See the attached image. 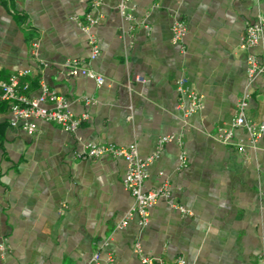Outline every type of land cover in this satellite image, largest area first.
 <instances>
[{
  "label": "crops",
  "instance_id": "obj_1",
  "mask_svg": "<svg viewBox=\"0 0 264 264\" xmlns=\"http://www.w3.org/2000/svg\"><path fill=\"white\" fill-rule=\"evenodd\" d=\"M92 1L0 0V80L27 71L19 80L26 97L43 82L75 116H87L73 134L38 121L29 136L9 127L0 103V264H89L94 255L97 264L109 256L140 264L136 243L163 263L264 264V134L253 147L241 127L233 144L215 137L246 90L245 117L264 124V75L248 86L240 48L245 24L264 17V0H128L131 22L117 0ZM87 12L98 18L93 60L78 25ZM176 18L187 26L183 53L171 41ZM253 53L264 63V33ZM74 59L80 65L70 75ZM180 80L202 96L188 118ZM162 136L174 140L156 154ZM87 144H135L141 159L153 157L144 189L167 183L170 202L157 201L145 226L133 216L118 228L133 204L122 184L126 164L77 159Z\"/></svg>",
  "mask_w": 264,
  "mask_h": 264
},
{
  "label": "built area",
  "instance_id": "obj_2",
  "mask_svg": "<svg viewBox=\"0 0 264 264\" xmlns=\"http://www.w3.org/2000/svg\"><path fill=\"white\" fill-rule=\"evenodd\" d=\"M98 2L92 1L91 6L96 7ZM116 9L119 15L126 21L133 20L132 13L128 6V0H117ZM76 20V18H74ZM98 18L91 12L84 15V24L78 23L81 30L86 34V42L89 47V59H95L100 52L97 40L91 29L97 25ZM130 30L133 26L130 25ZM171 41L179 46L180 51L184 52L183 38L187 32V26L184 20L176 18L173 20L171 27ZM264 17L257 16L254 22L245 24L240 48L246 51V79L248 86L261 75H264V63L260 62L258 57L253 53V49L259 46L263 40ZM35 46V44H34ZM78 60L67 61V67L70 69L69 74L75 75L79 68ZM27 71H17L11 74L6 80H0V102L5 103L9 113L8 125L11 128H18L25 134L31 136L37 130L36 122L53 123L58 125L64 132L73 134L78 126L87 119L86 115L75 116L69 109V103L64 96L50 90L43 82L39 83V94L34 98L26 97L21 91L26 90V86L21 88L19 80ZM87 75L95 79L97 85L103 84V78L95 75L91 70ZM185 80H180L178 90L187 99V107L184 111V117L188 118L197 113L202 107V96L193 88L184 86ZM250 98V92L244 91L237 102V113L231 119L227 128H219L215 134L218 142L222 144H233L234 130L243 128L246 131L249 145L253 147L264 134V124H257L245 117V110ZM86 104H91L92 100L84 98ZM174 140V136H162L157 140V151L162 148L163 144ZM238 152L244 151V146L236 145ZM79 160H95L103 156L113 159H121L126 164L122 184L124 189L131 195L133 204L128 210L118 228L125 226L128 220L136 216L140 226H145L149 216L150 208L159 200L169 201L170 190L167 183H162L148 190L144 189V182L147 178V167L153 157L141 159L138 156L136 145L131 144L127 147H119L113 144H87L81 151L75 154ZM180 167L186 164V158L182 153L179 157ZM170 206L185 213V210L170 203ZM7 249L5 242L0 243V253ZM133 252L137 255L140 264H184L183 260L178 258L171 263H163L142 254L138 243L134 244ZM98 255H94L89 264H97ZM106 264H113L112 258L106 259Z\"/></svg>",
  "mask_w": 264,
  "mask_h": 264
},
{
  "label": "trees",
  "instance_id": "obj_3",
  "mask_svg": "<svg viewBox=\"0 0 264 264\" xmlns=\"http://www.w3.org/2000/svg\"><path fill=\"white\" fill-rule=\"evenodd\" d=\"M3 106H5V108L7 107L6 105H5V103H3V102H0Z\"/></svg>",
  "mask_w": 264,
  "mask_h": 264
}]
</instances>
